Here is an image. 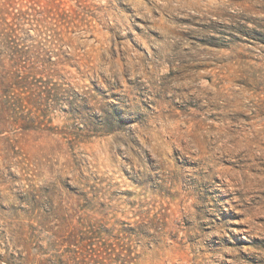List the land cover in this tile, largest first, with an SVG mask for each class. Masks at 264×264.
<instances>
[{"label":"rangeland","instance_id":"374dc122","mask_svg":"<svg viewBox=\"0 0 264 264\" xmlns=\"http://www.w3.org/2000/svg\"><path fill=\"white\" fill-rule=\"evenodd\" d=\"M21 2L0 264H264V0Z\"/></svg>","mask_w":264,"mask_h":264},{"label":"trees","instance_id":"16d2710c","mask_svg":"<svg viewBox=\"0 0 264 264\" xmlns=\"http://www.w3.org/2000/svg\"><path fill=\"white\" fill-rule=\"evenodd\" d=\"M32 9H35L33 5L24 4L21 0H0V90L5 94L3 100L6 103H12L10 92L14 87L30 83L26 69L25 74H21L22 58L26 53L17 43V30L19 21L31 18Z\"/></svg>","mask_w":264,"mask_h":264}]
</instances>
